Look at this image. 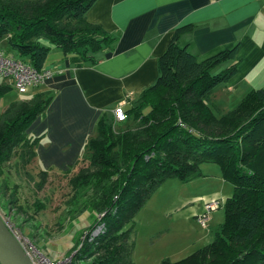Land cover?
Listing matches in <instances>:
<instances>
[{
  "label": "trees",
  "instance_id": "16d2710c",
  "mask_svg": "<svg viewBox=\"0 0 264 264\" xmlns=\"http://www.w3.org/2000/svg\"><path fill=\"white\" fill-rule=\"evenodd\" d=\"M95 2L0 0V42L6 40L37 70L44 69L50 52L43 40L66 55L97 63L96 54L111 49L116 37L87 20ZM189 30L177 29L159 58L158 80L125 111L120 128L115 118H103L84 156L68 170H58L65 179L59 213L68 212L71 221L86 212L100 215L66 264H132L137 214L167 180L188 182L202 175L204 163L219 165L234 193L225 202L226 220L214 242L181 264H217L233 247L241 252L224 264H264V90L218 117L211 97L236 75V65L220 67L235 61L237 47L200 62L179 44ZM12 90L0 81V101ZM51 100L49 93H36L0 111V211L31 214L25 222L47 211L48 198L38 196L57 171L41 167L40 139L28 133ZM62 220L57 219L60 227ZM97 227L99 235L93 238Z\"/></svg>",
  "mask_w": 264,
  "mask_h": 264
},
{
  "label": "crops",
  "instance_id": "0c3cea01",
  "mask_svg": "<svg viewBox=\"0 0 264 264\" xmlns=\"http://www.w3.org/2000/svg\"><path fill=\"white\" fill-rule=\"evenodd\" d=\"M87 20L116 37L111 49L96 54L97 63L42 41L50 48L44 69L53 76L27 99L36 93L52 97L28 129L40 139L37 152L45 170L74 166L103 118L113 119L119 105L127 111L137 104L158 80L159 58L179 28H191L179 44L200 62L237 47L235 61L220 67H237L224 86L232 94L264 74V0H96Z\"/></svg>",
  "mask_w": 264,
  "mask_h": 264
},
{
  "label": "rangeland",
  "instance_id": "374dc122",
  "mask_svg": "<svg viewBox=\"0 0 264 264\" xmlns=\"http://www.w3.org/2000/svg\"><path fill=\"white\" fill-rule=\"evenodd\" d=\"M0 47L6 56L20 59L18 53L10 48L6 40L0 42ZM254 77L257 80L252 83L239 84L235 94L224 89L227 84L215 89L211 97V105L218 117L235 111L254 91L264 90V74ZM29 93L21 94L13 88L1 99L0 111L4 112L14 101L27 98ZM235 97L242 99L237 102ZM114 123L118 130L119 125L116 121ZM200 171L201 176L188 182L178 178L167 180L137 214L134 220L135 246L132 264H163L165 261L181 264L214 242L216 230L226 220L225 202L233 195L234 186L225 180L217 164L204 163ZM64 180L62 173L58 170L51 176L45 190L38 196L40 199L48 198L45 200L48 209L37 218H32L33 220L25 222L31 214L17 215L16 209L10 214L3 209L0 211L11 230L25 244L33 258L44 264L69 263L83 247V241L89 235L91 225L98 216L100 217L97 213L86 212L75 221H71L68 212L59 213V208L65 201L62 192L60 194ZM214 202H219L220 207L212 211L205 224H202L199 218L206 214V205ZM59 216L63 219L62 227L57 225ZM98 227L97 230L91 231L93 238L99 235ZM233 248L231 255L228 254L222 259L218 258L217 264L235 260L236 254L241 252V249ZM79 264H83V261Z\"/></svg>",
  "mask_w": 264,
  "mask_h": 264
},
{
  "label": "built area",
  "instance_id": "2783aa9c",
  "mask_svg": "<svg viewBox=\"0 0 264 264\" xmlns=\"http://www.w3.org/2000/svg\"><path fill=\"white\" fill-rule=\"evenodd\" d=\"M53 76V71L50 69L37 70L25 63L21 59H15L6 56L5 52L0 47V80L15 88L21 94H27L31 90L42 86L45 81ZM114 118L117 123L126 121L127 114L123 105H119L114 110ZM220 207L219 202L209 203L206 205V214L199 218L202 224L209 218V214ZM16 235V234H15ZM27 254L35 264H44L41 261H36L25 244L16 235Z\"/></svg>",
  "mask_w": 264,
  "mask_h": 264
},
{
  "label": "water",
  "instance_id": "95a60500",
  "mask_svg": "<svg viewBox=\"0 0 264 264\" xmlns=\"http://www.w3.org/2000/svg\"><path fill=\"white\" fill-rule=\"evenodd\" d=\"M0 264H35L1 214Z\"/></svg>",
  "mask_w": 264,
  "mask_h": 264
}]
</instances>
